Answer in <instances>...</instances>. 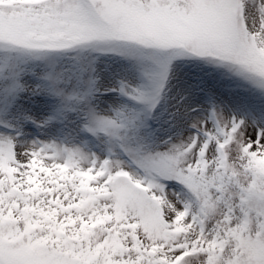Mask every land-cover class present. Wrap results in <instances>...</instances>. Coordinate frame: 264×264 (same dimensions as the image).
<instances>
[{
    "label": "snow or ice",
    "instance_id": "snow-or-ice-1",
    "mask_svg": "<svg viewBox=\"0 0 264 264\" xmlns=\"http://www.w3.org/2000/svg\"><path fill=\"white\" fill-rule=\"evenodd\" d=\"M0 264H264V0H0Z\"/></svg>",
    "mask_w": 264,
    "mask_h": 264
}]
</instances>
